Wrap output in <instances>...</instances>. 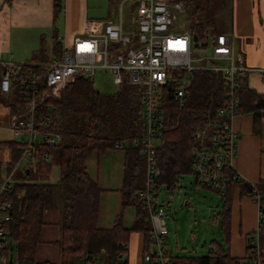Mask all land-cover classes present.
<instances>
[{
  "label": "trees",
  "instance_id": "1",
  "mask_svg": "<svg viewBox=\"0 0 264 264\" xmlns=\"http://www.w3.org/2000/svg\"><path fill=\"white\" fill-rule=\"evenodd\" d=\"M60 11V0H53V18ZM188 29L197 40L207 37L199 21H194ZM60 54L61 43L54 30L50 49L42 45L24 64L43 65L60 57ZM2 72L0 66V80ZM237 80L238 111L252 114V131L260 134L264 131V94L250 90L245 77L238 76ZM141 90V86L124 81L115 93L102 94L93 88L90 81L78 78L68 84L58 98L43 99L40 110L49 118L45 131L59 133L61 140L53 147H37L35 158L38 161L27 164L20 182H12L8 190L0 194V202L10 204L8 219L1 223L4 236L0 245V264H37L35 252L44 225L43 213L47 210L59 213L60 259L53 264H116L131 232H141L144 239H148L151 225L147 209L137 197V192L145 187L144 158L139 145L142 133ZM186 92L187 97L180 105L171 96V83L161 88L159 100L163 125L155 147V164L159 170L155 196L162 186L171 189L180 177L191 174V150L209 145L211 123L217 117L218 109L227 102L226 81L220 72L194 71ZM22 101V93L17 87H12L7 93L0 88V104L10 109L12 119L19 115ZM48 106L50 111H47ZM198 131L203 133L196 138ZM133 140H136L135 144ZM117 143H123V147H115ZM4 144L11 149V169L20 156L18 144L14 141ZM108 149L124 152L119 189L121 202L111 227L101 228L98 225V207L102 189L87 173L86 161L92 153L102 154ZM44 152L50 156L48 162L39 159ZM53 167L58 168L59 175L55 182H50ZM228 176V183L235 181L231 173ZM235 182L242 194H248L255 200L258 197V239L264 264V180L255 184L241 180ZM194 183L204 187L195 180ZM130 205L135 206V218L132 226L125 228L122 213ZM222 215L220 230L227 245L229 219L226 213ZM13 251L15 261H12ZM237 259L230 257L228 250L217 246L205 256L169 255V264H235Z\"/></svg>",
  "mask_w": 264,
  "mask_h": 264
},
{
  "label": "built area",
  "instance_id": "2",
  "mask_svg": "<svg viewBox=\"0 0 264 264\" xmlns=\"http://www.w3.org/2000/svg\"><path fill=\"white\" fill-rule=\"evenodd\" d=\"M133 1L132 23L127 33L122 32L118 21H87L83 33L61 46L60 57L52 61L31 66L0 61L3 70L0 88L7 93L12 87H17L22 93L21 111L12 120L11 126L12 137L20 153L13 165L14 170L23 161L25 166L37 162V147H53L60 143L59 133L45 131L49 118L40 110L44 98H58L61 91L78 78L92 82L98 69L109 70L117 87L124 81L142 87L139 145L144 158L145 187L137 192V197L147 209L151 225V233L142 245V260L150 264H169L164 212L161 205L156 204L154 191L159 174L155 164V147L163 125L159 100L161 88L171 83V96L182 105L194 71L211 70L223 74L227 102L218 109L217 117L211 123L209 145L191 150V173L195 181L222 194L230 179L229 173L236 181L240 180L232 166L237 139L232 121L239 113L237 78L244 77L248 69L242 67L241 54L234 53L230 39L224 34H217L209 40H197L194 46L191 31L176 26V13L181 14L184 10L183 0L172 4H168L167 0ZM196 48L207 49L209 53H195ZM220 62H226V66L221 67ZM47 109L50 111L51 107ZM202 133L198 131L195 137ZM115 147L121 148L123 143H117ZM39 157L44 162L50 159L47 152ZM10 177V173L5 176L0 194L10 187ZM9 206V203L0 202V245L4 236L1 223L8 219ZM258 234L257 224L252 237L247 240L244 255L235 264H262ZM126 247L124 244L123 249Z\"/></svg>",
  "mask_w": 264,
  "mask_h": 264
},
{
  "label": "crops",
  "instance_id": "3",
  "mask_svg": "<svg viewBox=\"0 0 264 264\" xmlns=\"http://www.w3.org/2000/svg\"><path fill=\"white\" fill-rule=\"evenodd\" d=\"M232 1L230 28L225 33L217 34L226 35L233 45L234 53L241 54V65L248 69L244 76L247 87L257 94H264V76L262 75L264 0ZM126 2H130L129 4L133 7L125 6ZM60 5L59 15L53 18V0H0V61L21 64L30 60L42 45L49 50L54 30L58 34L61 46L67 45L74 36L83 33L87 21L106 19L118 21L123 33H127L131 28L133 0H120L115 5L106 2L100 4L96 0H60ZM12 120L10 109L0 104V129L7 128L11 132ZM252 121L253 116L249 112L238 113L232 121V127L237 134L236 153L232 166L241 181L255 184L259 180H264V131L255 134L252 131ZM12 138L0 139L2 142L0 143V186L5 180L8 163L11 161V149L4 143L14 141ZM109 151L120 154V159L115 161L110 155H106ZM123 157L124 152L121 149H108L102 154L92 153L86 161L87 173L102 189L98 207V225L101 228L111 227L120 208L119 189L123 178ZM90 166L97 168L96 175H93ZM113 171H116L115 176ZM235 181L227 183L224 192L219 193L222 197V211L219 216L221 219L222 214L226 213L229 219V236L225 250H228L230 257L241 258L245 253L247 240L259 222V210L255 198L242 194ZM204 187L217 192L213 188ZM115 197L116 205L113 209ZM128 207L135 209V206L130 205L124 210ZM124 210L122 222L125 228H130L135 215L131 225L127 226ZM103 218H106V222H103ZM147 219L149 221L148 217ZM43 222L36 247L35 262L37 264L57 263L60 259L58 211H45ZM143 242V233L131 232L126 243L127 247L117 257L116 264H147L142 260ZM168 253L172 256L176 255L171 251Z\"/></svg>",
  "mask_w": 264,
  "mask_h": 264
},
{
  "label": "rangeland",
  "instance_id": "4",
  "mask_svg": "<svg viewBox=\"0 0 264 264\" xmlns=\"http://www.w3.org/2000/svg\"><path fill=\"white\" fill-rule=\"evenodd\" d=\"M119 1L96 0L100 4L106 2L114 5ZM176 1L167 0V3L172 4ZM129 3L126 2L125 6L130 5L129 7H133ZM183 4V13H176V26L178 28L188 29L189 25L194 23V21H199L203 26L202 32L206 34L208 40L217 33L227 32L230 28L232 0H183ZM201 51L209 53L207 49H195V53H200ZM219 65L221 67L226 66V62H220ZM112 82L109 70L98 69L92 85L100 93L113 94L118 87ZM10 138H12L10 130L7 128L6 130L0 129V139L7 140ZM106 155H110L115 161L120 159V154H113L111 151L106 152ZM25 164L26 162L23 161L12 170V167L9 169L11 165V161H9L6 175L11 174V183L20 182ZM90 170L93 175H96L97 168L90 166ZM58 175V168L53 167L49 181L55 182L58 179ZM115 175L116 171H113V176ZM194 180L193 175L188 174L180 177L178 183L171 189H166L162 186L157 193L156 204L161 205L164 212V223L167 229V250L176 255L199 257L207 255L210 249H215L217 246L225 250L226 244L224 235L220 230L221 219L219 214L222 211V197L215 191L195 185ZM115 205L116 197L113 200V209ZM134 215V207H128L124 210L127 226L131 225ZM103 222H106V218H103ZM251 237L252 234L249 238ZM11 255L12 261H15V251ZM77 264H83V262H78Z\"/></svg>",
  "mask_w": 264,
  "mask_h": 264
},
{
  "label": "water",
  "instance_id": "5",
  "mask_svg": "<svg viewBox=\"0 0 264 264\" xmlns=\"http://www.w3.org/2000/svg\"><path fill=\"white\" fill-rule=\"evenodd\" d=\"M192 41H193L194 46H196L197 45V38L194 35H193Z\"/></svg>",
  "mask_w": 264,
  "mask_h": 264
}]
</instances>
